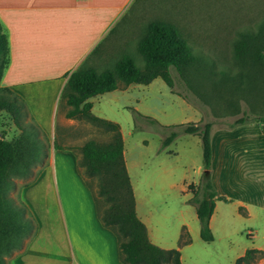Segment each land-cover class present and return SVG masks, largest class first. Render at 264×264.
<instances>
[{
  "label": "crops",
  "instance_id": "crops-1",
  "mask_svg": "<svg viewBox=\"0 0 264 264\" xmlns=\"http://www.w3.org/2000/svg\"><path fill=\"white\" fill-rule=\"evenodd\" d=\"M104 1L0 0V19L8 31L11 52L10 65L1 86L11 89L30 105L31 100L51 95L48 117L51 139L58 136L59 139L73 137L77 138L74 142L81 141L88 129L78 118L67 117V106L60 120L63 128L57 135L55 110L69 76L95 51L102 37L103 24L105 26L110 20L112 0ZM141 86L131 84L122 90L92 97L89 100L93 104L92 113L96 115L94 98L117 93L128 96ZM186 105L197 118L202 116L195 122L203 119L198 108L193 104ZM138 108L137 104L135 109ZM123 138L137 215L146 225L153 244L166 250L180 249L183 264H187L186 258L190 264H197L194 258L185 257V251L194 243L206 250L208 260L216 257V260H225L226 264H236L250 249L264 252V123L252 121L233 128L227 124L214 125L212 180L219 195L227 201H216L210 221L214 235L212 242H205L201 238V227L194 229L188 220L193 216L198 219L195 206L186 204L172 212L169 224L155 221L157 208L146 203L149 202L148 191L153 190L159 180L134 179L124 133ZM61 146L64 147L59 149L64 154L62 162L72 164L71 172L62 168L59 173L57 153L51 151L47 161L39 165L34 180L19 191L20 199L35 220V229L23 246L7 258L9 264H125L117 235L99 216L93 178L80 166L81 151L75 145L73 148ZM202 172L203 165L198 167L196 177L183 179L182 188L186 194L190 184L199 183ZM192 196L190 193L186 203ZM162 217L168 219L169 215L166 216L164 211ZM183 229L192 237L189 244L180 246ZM253 264H264V255L256 258Z\"/></svg>",
  "mask_w": 264,
  "mask_h": 264
},
{
  "label": "rangeland",
  "instance_id": "rangeland-1",
  "mask_svg": "<svg viewBox=\"0 0 264 264\" xmlns=\"http://www.w3.org/2000/svg\"><path fill=\"white\" fill-rule=\"evenodd\" d=\"M112 5L110 20L105 26L103 24L102 37L94 48L95 51L82 64L84 68L95 69L98 73L112 70L125 55H129L138 66H142L145 62L138 51V44L147 35L152 23L173 27L185 39L196 59V63L184 75L174 67L170 68L174 89L162 78H157L150 86L141 84L143 86L139 87L140 90L128 96L117 93L116 97L110 94L94 98L95 114L118 123L123 130L134 179L158 178L153 190L148 191L149 202L146 204L157 208L155 221L169 224L172 212L184 208L186 204L194 206L189 201L186 203L189 194L193 193L189 191L186 194L182 186L183 179L196 177L198 167L203 165L202 141L196 135L181 134L173 143L164 147V133L142 115L154 118L164 126L195 122L202 116L197 118L186 105L193 104L201 111L204 120L214 121L219 126L229 124L242 116H263L264 66L254 61L252 64H241L236 60L234 46L237 41H244V36L249 35L254 48H262L264 45V0H112ZM250 50L252 52L248 58L256 59V50ZM262 50L264 51L263 48ZM1 93L3 94L0 91ZM20 98L24 104L25 122L38 127L46 136L40 134L48 145L49 155L39 165H43L53 151L58 156L59 173L62 168L71 172L72 164L68 162L66 165L62 162L64 154L59 152V149L64 148L62 144L70 148L75 145L81 151L83 144L90 138L109 140V129L84 118H78L81 124L84 122L88 126L81 141L74 142L77 138L73 137L65 140L53 136L51 139L48 134L51 95L47 94L36 101L31 100V105ZM60 98L61 95L57 99L55 110L57 135L63 128L60 120L68 106ZM126 104L130 106H124ZM137 104L138 110L135 109ZM29 130L34 131L32 128ZM0 133L8 140L17 138L21 133L14 115L7 111H0ZM69 141L73 144H68ZM39 165L34 168L32 177L17 180L16 189L9 192L10 196L19 199L26 207L20 199L19 191L28 185L24 183L34 180ZM80 166L85 171L82 163ZM135 182L137 184L136 180ZM171 183H175V187H170ZM93 187L95 191L98 190L96 179L93 180ZM101 202L103 210L106 209L109 202L104 197ZM164 211L166 216L169 215L168 219L162 217ZM188 220L192 227L194 225V229L195 226L196 229L200 228L199 220L194 216ZM197 246L194 243L192 248L187 249L185 257L194 258L197 264H226L225 260H216V257L208 260L206 250ZM212 251H215L214 247ZM186 263L190 264L189 258H186Z\"/></svg>",
  "mask_w": 264,
  "mask_h": 264
},
{
  "label": "trees",
  "instance_id": "trees-1",
  "mask_svg": "<svg viewBox=\"0 0 264 264\" xmlns=\"http://www.w3.org/2000/svg\"><path fill=\"white\" fill-rule=\"evenodd\" d=\"M262 48L264 49V45ZM262 48H254L250 35L244 36V41L235 43L236 60L241 64L259 62L264 66ZM249 49L256 50V59L248 58L252 52ZM138 51L144 57L145 63L142 66H138L129 55L123 56L114 69L101 73L80 66L69 76L60 100L69 106L68 118H84L98 126H105L111 132L107 141L98 138L86 140L81 147L80 163L85 168L84 172L97 181L98 192L95 191V198L99 216L103 224L117 235L122 261L125 264H183L180 249L166 250L150 241L147 227L137 215L135 195L124 158V138L120 125L98 117L91 111L93 104L89 100L92 97L124 89L131 84L149 85L155 79L162 78L173 88L170 68L174 67L184 75L196 63L185 39L173 27L159 23L150 25L147 35L138 44ZM10 53L9 34L0 19V91L3 92L0 94V111L13 114L15 123L21 130L20 135L13 140L6 139L0 133V264H9L7 258L23 246L25 239L35 229V222L27 207L19 199L10 196L9 192L16 189L17 180L32 177L34 168L49 155L48 145L41 138L40 129L24 120L22 99L11 89L1 86L10 65ZM142 117L156 124L164 133V147L173 143L181 134L200 137L203 147V172L200 182L188 187L193 193L189 203L196 208L201 238L205 242H212L214 235L210 221L216 201H227L219 195L212 180V134L216 122L202 119L199 122L164 126L154 118ZM252 121L264 123V115L255 118L242 116L227 125L233 128ZM30 182L29 180L24 184ZM102 197L109 202L104 210ZM190 242L189 233L184 230L179 245ZM263 255V251L250 249L236 264H253L256 258Z\"/></svg>",
  "mask_w": 264,
  "mask_h": 264
}]
</instances>
